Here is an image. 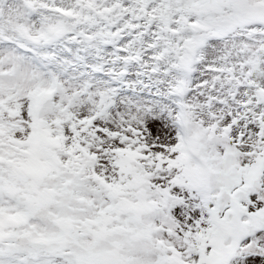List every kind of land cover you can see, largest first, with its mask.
<instances>
[{"label": "snow or ice", "instance_id": "6c2138e0", "mask_svg": "<svg viewBox=\"0 0 264 264\" xmlns=\"http://www.w3.org/2000/svg\"><path fill=\"white\" fill-rule=\"evenodd\" d=\"M0 264H264V0H0Z\"/></svg>", "mask_w": 264, "mask_h": 264}]
</instances>
